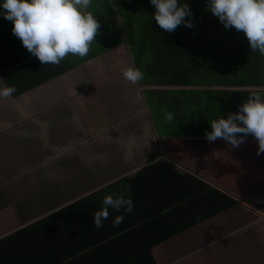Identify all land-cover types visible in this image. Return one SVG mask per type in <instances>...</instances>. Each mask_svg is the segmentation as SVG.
I'll list each match as a JSON object with an SVG mask.
<instances>
[{
    "label": "trees",
    "instance_id": "trees-1",
    "mask_svg": "<svg viewBox=\"0 0 264 264\" xmlns=\"http://www.w3.org/2000/svg\"><path fill=\"white\" fill-rule=\"evenodd\" d=\"M186 2L193 26L181 23L168 32L152 18L149 0H101L108 10L103 21L116 12L127 19L120 24L111 18L109 23L113 35L121 37L115 30L119 25L131 33L142 83L151 87L162 110L156 119L170 133L205 138L209 121L238 110L250 86L264 85V54L249 47L242 31L225 28L206 10V0ZM8 25L0 21V79L5 86H15L13 95L48 80L46 72L68 68L71 60L66 58L59 64H41ZM206 143L200 163L208 167L201 171L204 176L222 186L240 187L243 197L264 199V152L257 154L254 136L249 134L238 147L222 138ZM157 172L168 177L167 185L171 178V189L150 187L149 197L139 195L136 182L127 178L0 238V264H160L156 245L239 204L234 196L197 175L179 172L167 161L141 175ZM108 193L131 196L135 207L116 226L111 221L117 213L109 209L103 227L96 228L92 214Z\"/></svg>",
    "mask_w": 264,
    "mask_h": 264
},
{
    "label": "crops",
    "instance_id": "crops-1",
    "mask_svg": "<svg viewBox=\"0 0 264 264\" xmlns=\"http://www.w3.org/2000/svg\"><path fill=\"white\" fill-rule=\"evenodd\" d=\"M87 11L93 12L92 7ZM103 19H97L88 55L68 54L65 71L56 68L44 73L50 78L40 85L0 97V210L9 206L29 225L69 204L65 202L78 194L79 178L86 179L77 177L82 171H89L91 185L85 180L81 186L91 191L130 178L137 193L149 197L146 188L171 189V178L167 185L168 177L160 171L141 173L167 161L234 196L239 204L156 245L159 263L264 264V199L243 197L240 187L222 186L204 176L201 171L208 167L200 163L209 140L170 133L156 119L162 110L151 87L122 75L129 65L138 68L134 42L124 39L121 25L115 29L121 37L113 35V25L106 27L111 18ZM101 177L108 183H100ZM15 191L23 197L17 198ZM248 203L258 206L250 209Z\"/></svg>",
    "mask_w": 264,
    "mask_h": 264
},
{
    "label": "clouds",
    "instance_id": "clouds-1",
    "mask_svg": "<svg viewBox=\"0 0 264 264\" xmlns=\"http://www.w3.org/2000/svg\"><path fill=\"white\" fill-rule=\"evenodd\" d=\"M149 2L154 9L152 18L161 29L171 32L181 23L193 26L186 0ZM89 4L90 0H0V16L12 22L13 34L41 64H59L68 54L88 55L99 27L96 15L87 11ZM205 8L225 28L242 31L249 47L264 54V0H206ZM122 75L132 83L142 78L139 68L132 65L122 69ZM14 91V85L0 87V97H8ZM246 91L248 96L238 110L209 121L211 130H205V135L209 141L222 138L238 147L251 134L260 154L264 152V85L250 86ZM167 118L171 119V115ZM134 207L131 196L105 194L101 206L92 214V223L96 228L103 227L111 209L117 213L111 223L119 225L124 213L132 212Z\"/></svg>",
    "mask_w": 264,
    "mask_h": 264
},
{
    "label": "rangeland",
    "instance_id": "rangeland-1",
    "mask_svg": "<svg viewBox=\"0 0 264 264\" xmlns=\"http://www.w3.org/2000/svg\"><path fill=\"white\" fill-rule=\"evenodd\" d=\"M103 4V5H102ZM92 7V10H93V14L94 15H96V17H97V19L98 18H104V14H106L107 12H108V10H107V8H105V4L104 3H101V0H90V4H89V9ZM136 15H137V13H136ZM117 16V18H118V23H125L126 22V20L127 19H125V17L121 14V13H117L116 12V14H115V17ZM138 16V15H137ZM0 21L1 22H3V24H9L8 25V27H10V24H12V23H10V20H7V19H5V18H3L2 16H0ZM109 18H112V16L111 17H109ZM109 18H107V19H105V20H108ZM104 20V21H105ZM106 23H108L107 24V26L106 27H108V25L110 26V25H112V24H110L109 23V20L106 22ZM123 29V34H124V39H126V41H130V42H132L133 43V38H131L130 39V36H131V33L128 31V30H126V29H124V28H122ZM134 47H135V45H133V44H131V48H132V50L134 51ZM128 143H131V141L130 142H128ZM64 174H66V173H64ZM76 174H77V177H79V176H83V177H85L86 179H80L79 178V180H78V185H79V183H80V187L79 188H77V191L76 192H78V194L77 195H75V197H73V198H71V201H67V202H65V204H68V203H70V202H72V201H75V200H77V199H80V198H83V197H85V196H87V195H89V193L90 192H93V191H96V190H99V187H97L96 189H92L93 191H91V189H87L86 187H82L81 185H83L84 184V181L85 180H87L88 181V184H90L91 185V180H89L90 179V177H88V175H89V171L88 172H84V171H82V172H76ZM79 175V176H78ZM43 180H45L46 178L44 177V178H42ZM107 178H103V177H101L100 179H98L99 181H100V183H103V184H106V183H108V180H106ZM42 181V180H41ZM52 180H48L47 182H51ZM62 181H64V179L62 180ZM89 186V185H88ZM11 187H12V185H11ZM21 189H23V186H21ZM90 190V191H89ZM20 191H22V190H20ZM16 193H18V191H15V194ZM21 194L22 193H18V196H17V198H19V197H23V196H21ZM38 197H39V195H38ZM40 198V197H39ZM250 202H252V201H250ZM54 205V204H53ZM52 205V206H53ZM250 209H254L256 206H258V205H256L255 203H248V204H246ZM60 206H62V205H60ZM59 206V207H60ZM58 207V208H59ZM3 208V207H2ZM4 208H5V206H4ZM3 208V210L1 211L0 210V231L2 230L3 232H0V236L3 234V233H8V232H10L11 230H15V229H17V228H20V227H22V226H24V224H26L27 222H29V221H27V222H25L24 223V221L23 220H21L20 219V221H19V219H18V217H19V215L18 214H16V212L14 211V210H12L11 211V209H9V206H7L5 209ZM259 208V207H258ZM10 211H9V210ZM57 209V208H56ZM51 211H54L55 210V208L54 209H50ZM49 209H48V211L49 212H51ZM259 218V217H258Z\"/></svg>",
    "mask_w": 264,
    "mask_h": 264
}]
</instances>
